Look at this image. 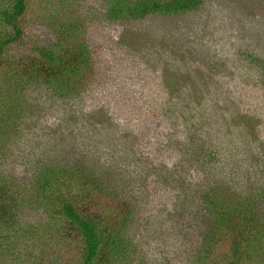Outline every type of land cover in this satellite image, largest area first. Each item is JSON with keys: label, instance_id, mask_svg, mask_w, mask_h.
Listing matches in <instances>:
<instances>
[{"label": "rangeland", "instance_id": "obj_1", "mask_svg": "<svg viewBox=\"0 0 264 264\" xmlns=\"http://www.w3.org/2000/svg\"><path fill=\"white\" fill-rule=\"evenodd\" d=\"M44 1L30 0L23 38L4 54L11 67L54 43ZM80 6L95 10L85 28L94 75L67 98L53 85L12 93L20 115L0 113L13 115L0 123V186L31 196L55 164L109 172L104 187H124L133 211L127 257L113 264H192L208 220L200 198L236 205L264 192V0H203L122 23L96 14L98 0ZM257 204L264 221V196ZM18 209L3 241L17 246L0 250V264L76 263L67 231L28 202Z\"/></svg>", "mask_w": 264, "mask_h": 264}, {"label": "trees", "instance_id": "obj_2", "mask_svg": "<svg viewBox=\"0 0 264 264\" xmlns=\"http://www.w3.org/2000/svg\"><path fill=\"white\" fill-rule=\"evenodd\" d=\"M45 1L51 7L47 17L54 31V43L34 47L32 60L29 56L15 61L11 67L4 54L23 38L30 0H0V113L2 110L9 113L10 109L17 112L21 104L9 102L13 92L20 96L31 85H53L61 98H67L68 93H79L94 75L85 28L88 13L92 15L95 10L86 12L80 0ZM202 2L98 0L100 8L96 14L107 23L134 22L151 15L195 11ZM259 64L264 74V63ZM12 120L13 115L3 118L0 114V123L10 124ZM82 164L45 168L38 174L31 196L20 191L13 195L12 184L5 179L0 186V250L6 248L13 256L16 241L7 246H3V241L16 223L23 201L40 210L48 226L68 232L77 251L74 264H113L126 259L133 211L128 198L119 195L124 187L116 188V182L108 181L105 188L104 178L110 173L105 172L104 176L97 170L89 173L87 169L91 166ZM104 170L102 167L100 172ZM262 196L264 192L257 194V199L250 195L235 197L236 205H232L215 194L203 195L200 212L206 211L208 220L197 252L191 257L192 264H264V221L257 204Z\"/></svg>", "mask_w": 264, "mask_h": 264}]
</instances>
